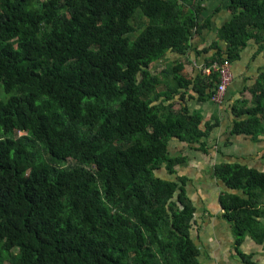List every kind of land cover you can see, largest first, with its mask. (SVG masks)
<instances>
[{"label": "trees", "instance_id": "16d2710c", "mask_svg": "<svg viewBox=\"0 0 264 264\" xmlns=\"http://www.w3.org/2000/svg\"><path fill=\"white\" fill-rule=\"evenodd\" d=\"M203 1L0 0V264H198L186 179L156 171L185 164L167 156L170 138L206 152L210 129L161 100L190 84L182 63L152 67L188 49ZM228 9L218 31L227 46L192 85L198 100L214 92L213 65L232 63L247 40L264 54V0ZM137 11L148 23L131 42ZM251 96V108L234 106L243 119L232 131L255 138L264 136V80ZM211 170L244 195L219 197L235 247L246 236L262 243L264 171Z\"/></svg>", "mask_w": 264, "mask_h": 264}, {"label": "crops", "instance_id": "0c3cea01", "mask_svg": "<svg viewBox=\"0 0 264 264\" xmlns=\"http://www.w3.org/2000/svg\"><path fill=\"white\" fill-rule=\"evenodd\" d=\"M229 3L230 0H204L200 4L199 29L189 39L188 49L182 55L168 50L152 67L153 71H161L173 61L182 63L183 73L190 84L184 90H177L180 95L174 96L173 100L165 101L164 97L161 100L164 105L174 102L171 111L199 116V129H210L205 139L206 152L196 149L195 145L170 138L166 144L167 156L184 157L185 164L174 166L172 174H167L163 165L156 174L162 179H186L184 195L194 210L188 233L198 251V264H264V241L257 243L246 236L235 247L231 226L222 218L219 197L223 193L240 198L244 195L241 190L232 191L220 184L211 170L218 164L237 163L258 172L264 171V136L251 138L232 131L233 123L243 119L233 113L234 106L238 108L243 103L246 109L251 108V90L257 81L264 80V54L260 44L256 40H247L238 58L229 63L231 82L227 86L223 105L207 99L205 94L208 90L205 94L201 93V100H198V92L192 87L195 80L199 78L198 83H202L210 73L205 66L208 59L217 49H226L227 43L218 39V31L232 20ZM257 222L261 223V220Z\"/></svg>", "mask_w": 264, "mask_h": 264}, {"label": "built area", "instance_id": "2783aa9c", "mask_svg": "<svg viewBox=\"0 0 264 264\" xmlns=\"http://www.w3.org/2000/svg\"><path fill=\"white\" fill-rule=\"evenodd\" d=\"M229 67V63L226 61L221 65H213V69L218 72L219 82L217 83L210 100L217 105H223L227 86L231 82V72Z\"/></svg>", "mask_w": 264, "mask_h": 264}, {"label": "rangeland", "instance_id": "374dc122", "mask_svg": "<svg viewBox=\"0 0 264 264\" xmlns=\"http://www.w3.org/2000/svg\"><path fill=\"white\" fill-rule=\"evenodd\" d=\"M136 17L139 16L141 18V23L139 25L133 24V27L135 29V32L132 33L131 35L128 36V39L132 42L136 39V37L140 34V32L142 31V29L147 25L148 21L143 19L141 17V13L139 11H137ZM135 17V18H136ZM134 23V22H133ZM66 165H71L70 161L66 162Z\"/></svg>", "mask_w": 264, "mask_h": 264}, {"label": "water", "instance_id": "95a60500", "mask_svg": "<svg viewBox=\"0 0 264 264\" xmlns=\"http://www.w3.org/2000/svg\"><path fill=\"white\" fill-rule=\"evenodd\" d=\"M219 183L222 184V182L219 180ZM178 186H180V183H178Z\"/></svg>", "mask_w": 264, "mask_h": 264}]
</instances>
